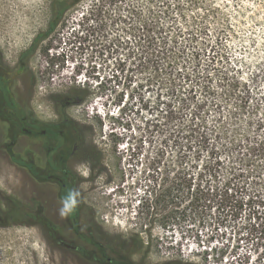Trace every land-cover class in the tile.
<instances>
[{
  "label": "rangeland",
  "instance_id": "rangeland-1",
  "mask_svg": "<svg viewBox=\"0 0 264 264\" xmlns=\"http://www.w3.org/2000/svg\"><path fill=\"white\" fill-rule=\"evenodd\" d=\"M57 1L0 0V71L7 70L15 101L28 106L31 122L75 124L66 126L64 145L53 147L47 137L23 132L18 113L0 115V194L34 215L0 225V264H92L87 252L98 239L107 256L123 259L127 248L135 264H264V0H67L47 31ZM178 29L179 40L195 33L199 44L215 45L211 76L177 80L179 91L158 100L146 62L155 46L147 39ZM38 35L22 66L20 53ZM182 58L186 71L204 72L206 56L191 62L187 47ZM220 70L248 92L244 114L233 97L224 102ZM73 88L83 100L62 110L56 98ZM169 100L180 113L166 117ZM196 104L207 120L200 130L206 139L187 140L178 133L179 117L188 119ZM80 141L79 151L70 150ZM232 141L238 146L228 152ZM206 165L216 168L214 178H205L211 185L231 179L241 207L223 208L214 199L211 208L186 210L187 201L166 197L156 206L154 193L173 174L182 167L196 174ZM66 168L62 181L82 204L71 219L60 214V182L50 177ZM174 204L179 210L168 212ZM39 217L79 250L58 246L56 231L48 233ZM94 227L102 238L87 234Z\"/></svg>",
  "mask_w": 264,
  "mask_h": 264
},
{
  "label": "trees",
  "instance_id": "trees-1",
  "mask_svg": "<svg viewBox=\"0 0 264 264\" xmlns=\"http://www.w3.org/2000/svg\"><path fill=\"white\" fill-rule=\"evenodd\" d=\"M67 0H58L55 5L53 19L49 22V27L47 31H51L55 28L57 24V19L63 14V12L67 9ZM182 36V31L180 29L175 30L172 35L168 36L167 32L163 30L159 31V35L157 31H153L152 34L148 37L147 41L154 45V51L150 52V57L146 59L147 65H149L150 71V80L149 82L158 85L159 92H157L158 100L162 98V96L167 95L168 99L176 94L177 86L180 85L176 83L177 80H192L191 77L198 80L200 78L208 79L211 76L209 71L211 64L215 60L216 51L214 52L215 45L207 42V39L198 43L196 37L197 34L193 33L187 37H182V39H178ZM40 36L38 35L34 43L26 50L22 51L19 55V62L23 66L27 59L30 57L36 43L38 42ZM179 40V41H178ZM184 42V43H183ZM189 48V59L192 61L198 60L201 55L206 56V67L204 72L186 71L185 63L183 62L182 57L184 56V52L186 48ZM208 52V54H207ZM211 53V54H210ZM220 56L218 57L219 60ZM182 61L181 63L177 61ZM22 69V68H21ZM193 71V72H192ZM221 73V80L225 85L222 88V94L224 102H227V98L233 97L235 99V103L233 105L235 110H238V113L244 114L243 110L247 107L248 104V92L242 91L238 89L240 86L238 81H233L230 83L226 73L224 71H219ZM12 85L10 79L7 76V70L3 67L0 71V115H11V113H18V122L20 125V129L28 134H40L47 137L49 140L53 141L52 145L60 147L63 146L66 137L67 131L66 126L71 130H75V124L72 122L63 123V122H52L45 123L42 121H32V118L29 119L30 113L28 110V106L23 107L18 105L15 101L14 94L12 93ZM193 86H191L186 92H192ZM84 95L82 94L80 89H69L65 93H61L56 98V105L64 110L66 107L78 104L82 102ZM183 99V98H181ZM183 101H189V98L186 96ZM189 103H187L188 105ZM203 104V103H200ZM216 103H212L211 105L214 108H220V106ZM215 105V106H214ZM167 109H165L166 117L171 116L174 113H180V111H174L171 105V100L165 105ZM194 110L188 113L190 116L188 119H183V116H180L179 119H182L180 123V130L178 133H182V138L189 140V138H197L204 139L207 132L200 131L206 126L207 120L203 117L202 113H199L200 106L198 104L193 105ZM256 107L254 106V109ZM16 109L17 111H14ZM216 120V119H215ZM216 127V125H214ZM218 128V127H217ZM221 129V128H220ZM222 133L225 132L223 128L221 129ZM206 139V138H205ZM80 142H72L69 147L70 150L73 149L74 153L79 151V148L83 146V143ZM236 146H238L234 141L231 143V147L228 148L232 151ZM89 147V146H88ZM254 148V147H246ZM248 149V150H249ZM233 152V151H232ZM244 155V154H243ZM14 162L27 166L29 170H32L34 174H36V170L32 166L31 163L27 161L17 158L15 156H11ZM242 159V158H241ZM51 163V162H50ZM212 164H217L216 162ZM216 168L205 166L202 169V172H197L194 174L190 169H186L182 167L176 174H173L170 180L168 181V185L163 187L160 191L154 193L155 195V204L160 203L161 197H166L170 200L171 203H175L177 199L180 198L181 201L186 202L187 205L184 206V209L190 208H211V203L214 202V199L219 204L218 206H222L223 208L229 207L230 209H234L236 207H241L243 204V199L236 197L234 193V189L232 187L231 179L226 178L223 182H221V186H214L209 183L211 179H205L206 176L213 177ZM65 185H61V198L69 193H74L71 183L69 181L64 182ZM76 195V194H75ZM77 200V205L75 209L70 213V215L74 218L78 217L79 210L82 207V204ZM249 200V198H248ZM247 200V201H248ZM180 201V202H181ZM181 204V203H180ZM180 204H174L171 206V209L168 211L170 213L179 210ZM188 206V207H187ZM218 208V207H217ZM184 210V211H186ZM33 212L30 207L24 206L18 200L10 197H5L0 194V225L9 224L12 222H21L27 221L29 217H32ZM34 218V217H33ZM35 222H40V225L46 229L48 233H53L55 230L54 225L51 221L45 218H35ZM126 245V242L123 241ZM123 248V247H122ZM124 255L123 259H130L127 248L122 249ZM118 263V262H115ZM121 264H135L130 261L129 263Z\"/></svg>",
  "mask_w": 264,
  "mask_h": 264
},
{
  "label": "flooded vegetation",
  "instance_id": "flooded-vegetation-1",
  "mask_svg": "<svg viewBox=\"0 0 264 264\" xmlns=\"http://www.w3.org/2000/svg\"><path fill=\"white\" fill-rule=\"evenodd\" d=\"M68 174H70V170L66 168V169H64L62 171L61 176H56L54 174H51V176H50L51 178H56L60 182L59 194H58V197L60 199H62L61 198V188H62L61 185L62 186L65 185L64 181H62V180L66 176H69ZM67 217L70 218V219L74 218V217H72L70 215V213L67 215ZM54 227H55V231H56L55 232L56 233V235H55V243L58 246H60V247H62L64 249L70 250V251L79 250L78 245H76L75 243L66 242V239L68 237L63 233V231L62 232L58 231V229H60V227H58L56 225H54ZM92 229H95V230H98V231H96V232L95 231L94 232L89 231L87 234H93L94 233V234L98 235V238H102V232L100 231V227H94ZM82 237L85 238V236H81V238ZM88 238H90V236ZM76 239L79 240L80 237H75L74 240L76 241ZM71 240H73V239H71ZM63 242H66V243H69V244L73 245V248H70V247L68 248V247L64 246L62 244ZM94 245H95L94 249H92L91 251L87 252L88 253L87 255H89V256H88V258H86V260L89 261L92 264H121V262L129 263L131 261L130 259H121V258H116V257L112 258V257L107 256V254H108L107 253V248L103 245V243L99 239L97 241L94 240ZM102 261H105V262L102 263ZM115 262H118V263H115Z\"/></svg>",
  "mask_w": 264,
  "mask_h": 264
},
{
  "label": "clouds",
  "instance_id": "clouds-1",
  "mask_svg": "<svg viewBox=\"0 0 264 264\" xmlns=\"http://www.w3.org/2000/svg\"><path fill=\"white\" fill-rule=\"evenodd\" d=\"M76 205H77V200L75 193H69L65 195L61 199L60 214L62 216L68 215L75 209Z\"/></svg>",
  "mask_w": 264,
  "mask_h": 264
},
{
  "label": "water",
  "instance_id": "water-1",
  "mask_svg": "<svg viewBox=\"0 0 264 264\" xmlns=\"http://www.w3.org/2000/svg\"><path fill=\"white\" fill-rule=\"evenodd\" d=\"M62 244H63L64 246L68 247V248H69V247H70V248H73V245H71V244H69V243L63 242Z\"/></svg>",
  "mask_w": 264,
  "mask_h": 264
}]
</instances>
